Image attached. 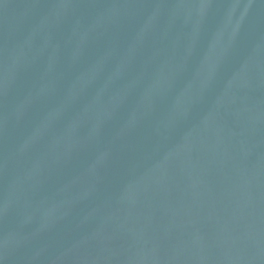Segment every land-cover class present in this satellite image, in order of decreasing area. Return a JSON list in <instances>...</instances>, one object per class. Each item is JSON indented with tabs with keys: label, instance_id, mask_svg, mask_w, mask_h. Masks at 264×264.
Here are the masks:
<instances>
[{
	"label": "water",
	"instance_id": "1",
	"mask_svg": "<svg viewBox=\"0 0 264 264\" xmlns=\"http://www.w3.org/2000/svg\"><path fill=\"white\" fill-rule=\"evenodd\" d=\"M0 264H264V0H0Z\"/></svg>",
	"mask_w": 264,
	"mask_h": 264
}]
</instances>
